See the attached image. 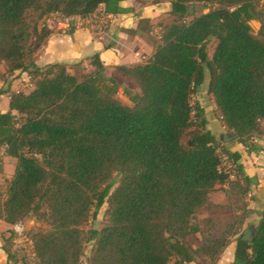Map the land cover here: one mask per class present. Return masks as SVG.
I'll return each instance as SVG.
<instances>
[{"label":"trees","instance_id":"obj_1","mask_svg":"<svg viewBox=\"0 0 264 264\" xmlns=\"http://www.w3.org/2000/svg\"><path fill=\"white\" fill-rule=\"evenodd\" d=\"M117 2L0 0V66L26 72L33 86L27 94L0 92L9 93L0 149L15 161L0 192V220L13 226L33 218L46 226L31 237L36 264H81L91 242L86 264H217L232 241V264H264V211L251 242L238 236L253 181L238 149L216 138L201 103H192L208 77L206 94L224 132L236 138L231 144L259 149L264 0H172V20L161 25L151 57L116 68L138 87L136 94L124 91L132 106L120 101L119 84L97 54L88 72L81 63L73 74L62 64L34 63L50 34L49 16L87 17ZM196 3L210 8L196 15ZM218 192L241 212L213 234L212 220H196ZM104 205L107 224L83 230ZM196 234L202 240L192 248L188 238Z\"/></svg>","mask_w":264,"mask_h":264},{"label":"crops","instance_id":"obj_2","mask_svg":"<svg viewBox=\"0 0 264 264\" xmlns=\"http://www.w3.org/2000/svg\"><path fill=\"white\" fill-rule=\"evenodd\" d=\"M171 1L118 0L116 4H111L107 10L104 5H101L87 17H71L68 24L63 23L56 14H53L44 22V26L50 31V34L44 43L36 49L34 63L40 68L52 64H62L70 72V68L79 63L85 68H89L88 59L97 54L106 68V74L119 84V98L127 99V103L124 105L132 106L124 91L136 94L139 92L138 87L131 78L121 74L116 68L141 64L151 57L155 45L160 39L159 37L153 38L154 33L158 34L161 25L169 24L172 20L169 15ZM5 77L8 80L2 90L4 92L27 94L33 88L26 72L14 71L6 74ZM207 83L208 77L203 84L206 91ZM2 87H4V82L1 83L0 89ZM203 108L208 121L207 129L222 141V137L226 135L224 128L218 120H214L213 116L208 114L207 108ZM212 109L215 111L214 104ZM8 110L9 93H2L0 95V113H6ZM254 142V146L259 148L255 152L248 151L236 143L231 147L238 149L244 171L253 181L249 196H252L254 201L251 202L248 209L261 213L264 211V136ZM0 157L3 163L2 172L6 173L7 165L14 162L5 156L4 149H0ZM13 173L14 167L11 170L12 175ZM216 194L209 196L211 202ZM12 228L0 220V261L2 262L8 259L4 251L3 237ZM193 238L199 239L195 246L191 244ZM201 240L202 236L196 234L188 238V243L192 248H197ZM235 247L236 242L232 241L222 253L217 264H232Z\"/></svg>","mask_w":264,"mask_h":264},{"label":"rangeland","instance_id":"obj_3","mask_svg":"<svg viewBox=\"0 0 264 264\" xmlns=\"http://www.w3.org/2000/svg\"><path fill=\"white\" fill-rule=\"evenodd\" d=\"M194 6H195L196 15H200L201 13L207 12L208 9L210 8L209 6L203 7V3H196ZM251 26L254 32L259 29L258 23L252 22ZM158 32H159L158 34L154 33L153 38H158V37L160 38V35H161L160 31ZM214 46H215V43L213 41H211L207 45V52H208L209 57L211 56ZM73 69L74 68H70L71 74L74 73ZM84 70L85 72H88L90 68L84 67ZM6 71H7L6 65L2 64L0 66V85L2 82H4V87L0 89V92H2V90L5 88L6 86L5 84L8 80L5 77L6 74H8ZM126 100L127 99H123V98L122 100L120 99V101L123 104L127 103ZM196 102H200L203 107L207 108L209 111L208 114L213 116V119L216 120L215 111H213V109L211 110L213 106L212 100L206 94L204 85H202L199 88L198 97L194 96V99H192V103H196ZM225 144H227L228 147H231L234 143L231 144V142H228ZM11 162H14L12 163L13 165L12 164L7 165V168H6L7 171L6 173H3L2 172L3 163L0 157V192H3V193L5 192L7 184L12 177L11 170H13V167L15 168V161L13 160ZM115 179L118 180V177L116 176ZM249 195L245 197V202H244L247 208L251 205V202L254 201L253 197ZM211 204L212 206L210 208L204 209L198 213L196 222L201 225L203 220H205L206 218H209L210 220L214 222V226L211 232L213 234H221L224 230L225 224L229 222H233L235 220V217L237 216L236 214H240L241 209H239L240 208L239 205H237L233 201L231 202L228 201V199L222 192H218L213 197V202ZM248 210L250 213H248L247 217L245 218L244 224L242 226V229L240 230L239 235L243 232V230H245L248 227H250V229L253 231L258 221L260 213L256 212V210L254 211H252L251 209H248ZM106 211H107V205H104L102 209L99 211V213L97 214V216L95 217V219H91L85 226L82 227V229L85 231H88L89 229H95L98 231L101 230L107 224ZM20 224L22 226V232L20 235L16 234L13 231V228L11 229V231H8L4 234L3 239H4L6 251H8L11 256V263L36 264V259L33 253V245H32L31 237L33 234L39 231L45 230L46 226L40 222H37L33 218H27L24 221L20 222ZM198 240H199L198 238L191 239V244L195 246L198 243ZM92 247H93L92 242L86 244L84 256L81 259V264L87 263V260L90 257V254L92 251Z\"/></svg>","mask_w":264,"mask_h":264},{"label":"water","instance_id":"obj_4","mask_svg":"<svg viewBox=\"0 0 264 264\" xmlns=\"http://www.w3.org/2000/svg\"><path fill=\"white\" fill-rule=\"evenodd\" d=\"M236 138L226 134L224 137H222V142L223 143H228L235 141ZM239 238L242 239L245 242H251L253 239V231L250 229V227L246 228L243 230V232L239 235Z\"/></svg>","mask_w":264,"mask_h":264},{"label":"built area","instance_id":"obj_5","mask_svg":"<svg viewBox=\"0 0 264 264\" xmlns=\"http://www.w3.org/2000/svg\"><path fill=\"white\" fill-rule=\"evenodd\" d=\"M56 16L58 17V18H60L61 20H62V22L63 23H65V24H68L69 23V21H70V18H64V17H62V16H60L59 14H56ZM111 17V16H110ZM222 162H223V164L224 165H227L228 163H227V158H226V156H222ZM13 231L16 233V234H18V235H20L21 234V232H22V226H21V224L20 223H18V224H15L14 226H13ZM0 264H7V261H0Z\"/></svg>","mask_w":264,"mask_h":264}]
</instances>
